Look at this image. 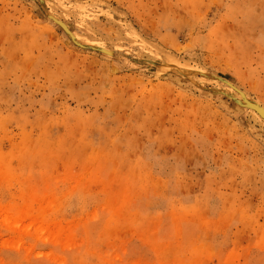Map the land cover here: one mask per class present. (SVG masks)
I'll return each mask as SVG.
<instances>
[{
  "label": "rangeland",
  "instance_id": "374dc122",
  "mask_svg": "<svg viewBox=\"0 0 264 264\" xmlns=\"http://www.w3.org/2000/svg\"><path fill=\"white\" fill-rule=\"evenodd\" d=\"M46 8L122 55L0 0V264H264V120L144 60L264 111V0Z\"/></svg>",
  "mask_w": 264,
  "mask_h": 264
},
{
  "label": "bare ground",
  "instance_id": "6f19581e",
  "mask_svg": "<svg viewBox=\"0 0 264 264\" xmlns=\"http://www.w3.org/2000/svg\"><path fill=\"white\" fill-rule=\"evenodd\" d=\"M38 2L43 8V12H45V14L47 15L48 20L50 22H52L54 25L60 26L65 31L68 40L73 45L81 47V48L95 49L96 51H99V52H101V53H103L105 55H109V56L110 55H118V54L122 53V51L120 52V49H117V48L110 49V48H108V47H106V46H104V45H102V44H100L98 42H93V41L90 42V41H82V40H80V38L69 28L67 23H65L62 19H60L59 17H57L54 14L50 13L49 10H47V8H46V0H38ZM165 58H162V60L160 62H156V61H153L151 59H144V60L152 62L153 65H156L157 69H161V68L170 69V70L174 71V73L176 72L179 75H183V76L188 77L190 79L195 78L196 75H201V76H206L205 78L207 80H213L214 82H217V84L219 82L220 83H226V85L229 86L228 88H230V91L232 92V93L230 92L231 96H232V99L235 102H237V104L245 106V107H248V109L250 108L256 114L260 115L262 117V119L264 120V111L262 110L263 108H261V106L258 105V103H255L254 101H252V99H250L248 96H246L238 87H235L234 85L230 84L229 82H227L223 78H221V77H219L217 75H214L212 73H208V72H204V71H198V70L196 71V70H193V69H190V68H186L185 67L186 65L183 66L177 61H174L172 59H165ZM193 81H194V79H193ZM224 89L220 88V89H218V92L221 93V94L230 95L229 93H227V90L225 91Z\"/></svg>",
  "mask_w": 264,
  "mask_h": 264
}]
</instances>
